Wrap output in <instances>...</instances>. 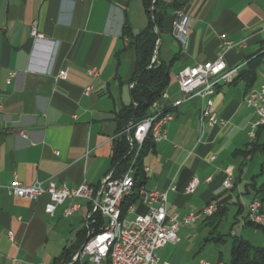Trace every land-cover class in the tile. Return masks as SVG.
I'll list each match as a JSON object with an SVG mask.
<instances>
[{
    "label": "crops",
    "instance_id": "obj_1",
    "mask_svg": "<svg viewBox=\"0 0 264 264\" xmlns=\"http://www.w3.org/2000/svg\"><path fill=\"white\" fill-rule=\"evenodd\" d=\"M161 1L156 51L160 60L172 61L166 87L170 100L178 97L176 75L184 67L221 55L238 71L212 96L218 124L200 123L203 103L198 97L172 108L166 139L153 142L141 158L143 185L165 190L166 208L179 218L208 203L219 204L222 217L234 204L239 212L246 207V223L258 187L252 163L261 153L257 147L264 130L250 136L257 117L244 96L264 84V0ZM176 9L189 17L185 49L171 34ZM32 21L40 38L30 35ZM147 22L142 0H0V264H53L84 229L86 200L84 205L83 199L75 200L78 210L70 217L62 215L70 200L50 215L44 211L47 194L27 199L8 194L7 187L14 179L23 185L51 180L69 188L83 182L96 187L113 173V141L123 108L131 103L135 67L131 38L123 31L126 26L136 35ZM223 40L232 47L225 50ZM255 58L252 73L235 81ZM91 67L96 76L88 75ZM61 69L67 70L64 80L57 78ZM227 170L233 186L223 189ZM192 177L198 185L187 193ZM144 210L135 204V211ZM214 217L179 228L176 244L208 228L212 234L220 220ZM183 250L177 248L168 259L158 256L159 261L180 264ZM71 263L91 264L82 259Z\"/></svg>",
    "mask_w": 264,
    "mask_h": 264
},
{
    "label": "built area",
    "instance_id": "obj_2",
    "mask_svg": "<svg viewBox=\"0 0 264 264\" xmlns=\"http://www.w3.org/2000/svg\"><path fill=\"white\" fill-rule=\"evenodd\" d=\"M189 17L181 9L174 12L171 34L179 43L182 49L188 44ZM30 35L40 38L37 32L36 21H32L29 29ZM158 42H156L157 45ZM223 48L229 49L232 44L229 41H222ZM156 49L151 60H156ZM238 66L228 67L222 56L219 55L213 61L196 63L193 66L182 68L176 75L178 85V97L170 100L166 89L161 93L159 99L151 104L152 111L141 120H130L122 129L128 139L131 151L138 152L147 138L152 142L166 139L167 125L174 118V110L170 114L163 115V120H155V113L159 105L164 103H175V109L182 103L193 98L202 100L200 110V123L206 122L209 126L218 124L219 119L213 111L212 96L216 87L220 83L226 84L229 75H236ZM88 75L96 76L97 71L91 67L87 70ZM67 70L61 69L57 73V78L66 79ZM9 81V80H8ZM89 87L85 89L88 93ZM247 105L255 107L256 120L251 124L250 136L253 137V130L264 125V84L258 89L248 91L244 96ZM25 136L23 132H20ZM134 154L128 167L119 176L112 173L106 175L96 186H90L83 182L75 188H69L65 184L57 185L49 180L45 185L35 182L23 185L17 179L7 187V192L16 197L34 199L42 194L49 197L44 211L53 215L56 206L66 200L69 204L63 208L64 217L72 216L78 210L75 200L83 199L89 204V211L84 220L86 237L72 260L82 259L91 264H102L107 261L109 264H168L166 261H159L157 251L167 243H176L179 238L177 231L181 226H193L197 220L213 215L219 204L208 203L202 209L190 211L183 217H178L177 213L170 212L166 208L167 192L156 188H146L140 186L138 190L139 203L144 207L143 212L135 211V204H131L125 214H121V222H114L112 217L113 201H119L121 195L129 188L130 179H134ZM147 170V168H146ZM227 175L223 179L221 186L223 189H230L233 186V177L227 170ZM210 178H207L209 180ZM198 185L196 177H192L185 191L192 193ZM262 204L258 198H253L248 204L247 220L256 225L264 224V215L261 212ZM99 217L101 223L98 224ZM111 232H118V242L115 245V256L110 260H103V252L106 242L109 240ZM11 240L13 233L8 231ZM200 264H208L200 260Z\"/></svg>",
    "mask_w": 264,
    "mask_h": 264
},
{
    "label": "trees",
    "instance_id": "obj_3",
    "mask_svg": "<svg viewBox=\"0 0 264 264\" xmlns=\"http://www.w3.org/2000/svg\"><path fill=\"white\" fill-rule=\"evenodd\" d=\"M142 3L148 17L147 25L136 35L130 33L126 26L123 31L124 35H129L131 38V45L135 51V67L132 75L131 103L123 108V112L118 121V135L113 141L111 160L115 168L112 175L115 177L125 171L134 154V150L131 151L130 149L126 135L121 133L122 129L130 120L138 121L149 115L152 102L159 99L161 93L168 85L169 71L172 64V61L166 62L160 60L157 55L158 51L155 53L156 60L151 63L158 39L157 30L161 28L163 19V2L161 0H142ZM256 63L257 58L249 61L247 68L239 72L235 81L248 77L252 73ZM256 129L254 137L257 136L259 130H264V125ZM152 143L151 139L147 138L144 144L139 147L138 152L134 154V186L131 194L123 197L119 203L122 215L125 214V211L131 204L139 202L138 190L140 186H144L141 176V158L151 147ZM257 148L261 153H264V143ZM254 197L260 200L262 204L261 212L263 214L264 182L256 188ZM213 216H215V219L221 218L220 206L209 217L211 218ZM96 219H98V224L101 223L99 217ZM246 224L255 229H261L264 232V224L256 225L248 220ZM85 237L86 230L84 228L78 232L76 241L68 247H65L60 255L54 259L53 264L70 263L74 253L84 242ZM229 264H264V246L256 247L242 238L235 237L230 247Z\"/></svg>",
    "mask_w": 264,
    "mask_h": 264
},
{
    "label": "rangeland",
    "instance_id": "obj_4",
    "mask_svg": "<svg viewBox=\"0 0 264 264\" xmlns=\"http://www.w3.org/2000/svg\"><path fill=\"white\" fill-rule=\"evenodd\" d=\"M260 143H264V134ZM252 164L255 166L253 174H257L256 180L257 186H259L264 182V153L256 154ZM261 167L263 173L260 174ZM79 202L82 205L85 203L84 200H79ZM243 208L244 210L239 212L234 204L229 206L213 229L212 234L209 233L212 228H208L205 231H199L197 236L189 241H183L180 244L167 243L157 251V255L160 259H168L177 248H185L177 263L198 264L199 259H203L209 264H218L219 261L221 264H229L230 247L235 237L242 238L256 247L264 246V232L245 223L246 207L243 205ZM232 231L234 234L231 233ZM177 237H179L178 233Z\"/></svg>",
    "mask_w": 264,
    "mask_h": 264
},
{
    "label": "bare ground",
    "instance_id": "obj_5",
    "mask_svg": "<svg viewBox=\"0 0 264 264\" xmlns=\"http://www.w3.org/2000/svg\"><path fill=\"white\" fill-rule=\"evenodd\" d=\"M234 75H229L226 78V83H232ZM175 107V103H171L170 108L162 107L161 105L158 106L157 112L155 113V120H163V115L170 114L172 108ZM140 147V146H139ZM143 170L146 171V167H143ZM134 186V179H130L129 181V188L126 189L123 195L119 198V201H113V210H112V217L114 222H121V209L119 207L120 201L123 197L128 196L131 194ZM118 242V232H111L109 240L106 242V247L103 252V260H110L115 256V245ZM103 263V262H102ZM105 263V262H104ZM109 264V262H108Z\"/></svg>",
    "mask_w": 264,
    "mask_h": 264
}]
</instances>
